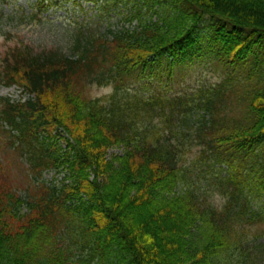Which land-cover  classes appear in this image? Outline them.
<instances>
[{"label": "trees", "instance_id": "1", "mask_svg": "<svg viewBox=\"0 0 264 264\" xmlns=\"http://www.w3.org/2000/svg\"><path fill=\"white\" fill-rule=\"evenodd\" d=\"M158 1L131 27L81 25L71 51L0 58V84L29 93L0 95V264H264V61L244 64L264 46V0ZM205 23L220 80L131 86L199 58Z\"/></svg>", "mask_w": 264, "mask_h": 264}, {"label": "rangeland", "instance_id": "2", "mask_svg": "<svg viewBox=\"0 0 264 264\" xmlns=\"http://www.w3.org/2000/svg\"><path fill=\"white\" fill-rule=\"evenodd\" d=\"M43 1L45 3L50 2V0ZM40 3L41 0H0V58L9 46L16 43L29 44L34 50L59 47L63 51H71L73 35L81 25L105 33H107L108 28L131 27L137 23V18L128 22L124 20V15L139 10L146 16H154L157 14L154 9H158L161 2L158 0H53L47 9L42 11L39 10ZM206 27H209L207 23L202 25L201 30L198 31L201 43L198 45L199 51L195 57L199 58L173 65L171 69L173 76L170 80L165 65L160 68L162 75L166 76L162 77V80L159 77L151 78L152 80H147V78H144V81L136 80L138 72H135L130 78L134 79L131 86L144 87L147 84L150 89L154 87L165 89L168 93H179L184 90H196L200 85L214 84L220 80L227 71L223 63L217 61L216 58L202 54L203 50L207 52L206 46L210 35V32L205 31ZM263 50L264 46L257 44L253 55L248 56L244 64L249 63L254 55L258 57V61H264ZM167 62L169 60H162V64H167ZM241 68L246 69L247 65H241ZM4 86L7 85L0 84V95L7 93L6 95L11 98L20 96L18 86L15 85L10 89H5ZM111 90L112 85L91 83L87 85L86 93L89 96H98ZM1 134L0 132V138ZM58 140L60 143L63 142L61 138ZM109 151L120 152L121 146H112L108 149ZM192 154L193 150L187 156ZM14 171L22 175L18 166L14 167ZM52 175L51 170H45L42 177L50 179ZM176 189L179 190L180 185Z\"/></svg>", "mask_w": 264, "mask_h": 264}]
</instances>
